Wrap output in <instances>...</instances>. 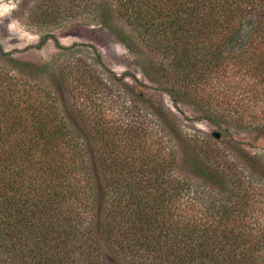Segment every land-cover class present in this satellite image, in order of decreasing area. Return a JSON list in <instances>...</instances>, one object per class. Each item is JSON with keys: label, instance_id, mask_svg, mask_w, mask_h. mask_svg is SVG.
<instances>
[{"label": "trees", "instance_id": "16d2710c", "mask_svg": "<svg viewBox=\"0 0 264 264\" xmlns=\"http://www.w3.org/2000/svg\"><path fill=\"white\" fill-rule=\"evenodd\" d=\"M42 32L89 20L173 105L74 51L60 65L0 48V264H264V0H26ZM4 61L5 63H2ZM105 73V74H104ZM187 120V119H186Z\"/></svg>", "mask_w": 264, "mask_h": 264}, {"label": "rangeland", "instance_id": "374dc122", "mask_svg": "<svg viewBox=\"0 0 264 264\" xmlns=\"http://www.w3.org/2000/svg\"><path fill=\"white\" fill-rule=\"evenodd\" d=\"M25 1L3 0L5 5L11 4L14 7H10L7 12L0 15V48L11 53L15 59L35 64L55 62V66L59 69V66L63 65L70 53L74 51L85 53L92 61L96 54H99L103 62V67L98 66L100 70L107 68L117 76L126 75L127 82L132 86L135 83L133 77L138 82L147 84L150 88L144 90L146 96L151 97L154 102L164 103L179 115L183 120L184 131L194 133L199 130L210 136L215 131L223 134L218 127L206 120L198 119L201 113L196 107L185 103L175 107L169 96L163 92L153 90L156 86L146 80L138 65L137 58L101 25L92 24L89 20L77 25L79 23L75 21L53 31L62 46L72 47L78 44L85 46V48L77 46L71 52H60L55 42L51 40L43 49H35L34 46L39 43L42 32L37 28L26 25L25 18H27L28 11L22 7ZM28 1L33 4L35 0ZM1 62L5 63L4 61ZM232 131L235 133L237 141L244 143V149L252 154L264 155V136L247 134L235 129Z\"/></svg>", "mask_w": 264, "mask_h": 264}, {"label": "clouds", "instance_id": "9594fccd", "mask_svg": "<svg viewBox=\"0 0 264 264\" xmlns=\"http://www.w3.org/2000/svg\"><path fill=\"white\" fill-rule=\"evenodd\" d=\"M10 7H14V5L11 4L5 5L3 3V0H0V15H2L4 12H7Z\"/></svg>", "mask_w": 264, "mask_h": 264}, {"label": "water", "instance_id": "95a60500", "mask_svg": "<svg viewBox=\"0 0 264 264\" xmlns=\"http://www.w3.org/2000/svg\"><path fill=\"white\" fill-rule=\"evenodd\" d=\"M212 136L216 139V140H221L222 139V134L220 132H213Z\"/></svg>", "mask_w": 264, "mask_h": 264}]
</instances>
